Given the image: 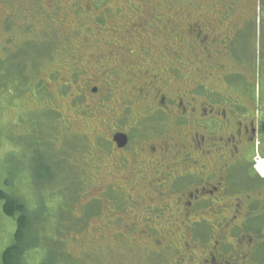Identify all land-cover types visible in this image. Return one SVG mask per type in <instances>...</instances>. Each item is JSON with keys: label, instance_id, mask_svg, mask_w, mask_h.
I'll return each instance as SVG.
<instances>
[{"label": "flooded vegetation", "instance_id": "obj_1", "mask_svg": "<svg viewBox=\"0 0 264 264\" xmlns=\"http://www.w3.org/2000/svg\"><path fill=\"white\" fill-rule=\"evenodd\" d=\"M157 18L155 23H163ZM227 18L221 16L219 27L208 22L202 29L194 22L174 34L175 46L183 33L192 36L190 48L199 63L184 90L169 89L168 75L186 65L179 47L158 51L153 61L160 73L127 68L132 61L111 51L107 57L90 53L79 70L74 63L69 67L70 112L82 122L96 117V124L106 128L90 147L82 136L87 157L106 160L116 171L114 181L102 183L88 203L86 219H96L106 206L105 225L119 228L118 241L130 234L145 241L137 246L145 264H254L259 259L264 175L254 166L257 160L264 164V101L255 103L248 95L251 73L232 57L236 27L249 17ZM144 23L129 22L125 34L133 31L140 40ZM222 26L226 32L219 34ZM140 44L145 55L154 53L150 44ZM121 76L133 87L120 89ZM84 180L91 183L95 177ZM172 230L186 233L181 245L167 241Z\"/></svg>", "mask_w": 264, "mask_h": 264}, {"label": "rangeland", "instance_id": "obj_2", "mask_svg": "<svg viewBox=\"0 0 264 264\" xmlns=\"http://www.w3.org/2000/svg\"><path fill=\"white\" fill-rule=\"evenodd\" d=\"M221 16H229V21L249 17L236 27L232 57L251 73L252 82L245 83L248 95L262 103L264 0H0V189L39 216L26 232L25 245L33 246L26 249L19 264H145L137 249L145 241L133 234L118 241L119 228L105 225L106 206L104 214L86 219L88 203L102 190L99 187L114 181L116 171L106 160L87 157L83 135L89 138L90 147L106 128L96 124V117L82 122L70 112L69 67L74 63L79 70L90 53L107 57L111 51L132 61L127 68L160 73L158 61H153L158 51L179 47L177 52L186 65L168 75L169 89H187L196 78L193 70L199 63L190 48L192 36L183 33L184 40L175 46L174 34L194 22L202 29L208 22L219 27ZM157 17L163 23H155ZM136 21L146 25L140 40L133 31L124 32L128 30L125 25ZM224 31L226 26L218 33ZM113 39L117 45L110 44ZM143 42L154 53L145 55ZM130 47V54H125ZM120 82V89L134 85L123 77ZM256 162L254 168L258 169L262 162L258 166ZM46 169L50 176L44 179ZM90 174L95 181L87 183L84 178ZM1 206L2 201L0 264L15 231V219L5 216ZM206 218L213 221L212 216ZM181 234L186 233L172 230L167 241L181 245L185 239ZM186 241L190 243L188 234ZM261 246L263 253L258 250L254 264H264V243ZM200 250L207 252L206 247Z\"/></svg>", "mask_w": 264, "mask_h": 264}, {"label": "trees", "instance_id": "obj_3", "mask_svg": "<svg viewBox=\"0 0 264 264\" xmlns=\"http://www.w3.org/2000/svg\"><path fill=\"white\" fill-rule=\"evenodd\" d=\"M39 165L43 167L42 164ZM46 170L47 171L44 174V179L50 176L49 170ZM0 201H2V213L7 217L15 219L13 241L12 244L2 252L1 264H19L24 253L26 254L27 252L26 249H30V246H33L29 244L25 245L26 232L30 227H32L34 223L38 222L39 216H37L34 210L30 211L22 200L1 189ZM36 207L39 208V206ZM207 243L208 242H206V244ZM68 264L76 263L69 262Z\"/></svg>", "mask_w": 264, "mask_h": 264}, {"label": "bare ground", "instance_id": "obj_4", "mask_svg": "<svg viewBox=\"0 0 264 264\" xmlns=\"http://www.w3.org/2000/svg\"><path fill=\"white\" fill-rule=\"evenodd\" d=\"M262 165L258 167V171L260 174L264 173V164L262 163Z\"/></svg>", "mask_w": 264, "mask_h": 264}, {"label": "snow or ice", "instance_id": "obj_5", "mask_svg": "<svg viewBox=\"0 0 264 264\" xmlns=\"http://www.w3.org/2000/svg\"><path fill=\"white\" fill-rule=\"evenodd\" d=\"M262 175H264V173H262Z\"/></svg>", "mask_w": 264, "mask_h": 264}]
</instances>
